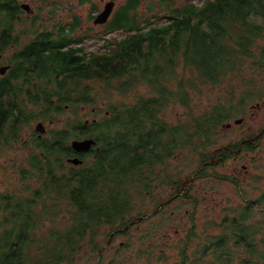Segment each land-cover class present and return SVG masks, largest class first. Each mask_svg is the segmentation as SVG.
I'll return each instance as SVG.
<instances>
[{"label": "trees", "instance_id": "1", "mask_svg": "<svg viewBox=\"0 0 264 264\" xmlns=\"http://www.w3.org/2000/svg\"><path fill=\"white\" fill-rule=\"evenodd\" d=\"M13 1L0 0V24L16 22ZM200 2L154 3L146 20L140 0H130L104 34L125 35L104 38L96 52L76 47L84 40L73 37L77 17L63 20L55 38H36L23 59L10 62L0 76V166L11 148L28 146L30 153L20 169L23 189L0 194V264H203L206 256L207 264L222 263L219 236L204 233L192 254L191 233L180 239L173 260L170 244L156 242L171 220L166 207L153 217L167 219L150 221L139 237L130 234L138 223L120 231L150 205L157 210L158 188L173 191L169 199L177 196L186 183L184 152L202 167L221 129L249 104L264 102V0ZM8 31L0 27V55L18 43ZM44 39L52 44L49 53ZM215 90L220 95L210 110L191 107L197 96ZM177 105L187 112L171 123L166 113ZM86 106L96 110L88 123L77 118L41 137L32 127L55 124L66 108ZM29 128L32 137L23 144ZM85 138L97 142L85 154L91 159L71 167V143ZM119 235L129 238L109 256Z\"/></svg>", "mask_w": 264, "mask_h": 264}, {"label": "flooded vegetation", "instance_id": "2", "mask_svg": "<svg viewBox=\"0 0 264 264\" xmlns=\"http://www.w3.org/2000/svg\"><path fill=\"white\" fill-rule=\"evenodd\" d=\"M129 1L130 0H126V2L117 9V0H14L11 5L17 12L16 22L8 25L0 24V27L10 28L7 35L17 39L18 43L12 44L8 51H6V54L0 55V66H9L10 70L11 61L15 62L16 58L17 60L23 59V53H27L26 49L30 47L35 40L39 43L40 40L36 38L42 36L55 38L57 34L56 30L59 29L57 27L65 25L63 17L60 16L63 11L67 10L65 13L66 16L71 15L70 20L74 17L79 19V30L73 34V37L75 35V40L84 38V42L90 39L91 36L85 37L86 34L82 35V38L79 36L86 31L83 19L81 18L82 14H80L83 8H85L88 16L91 15L89 16V22L94 24V26L92 25L91 27H103L107 31L112 22V16H115ZM156 2L157 1H149L148 8ZM109 3L113 4V9L108 21L106 23L97 24L95 21L96 18L105 11ZM140 3L142 6V0H140ZM44 41L45 45L46 43L48 44L47 47H44V51L45 53H49V46L52 44L49 43V39H44ZM82 45L83 43L79 42L76 44V47H81ZM69 47L74 46L71 44L65 48ZM8 52H10L9 55ZM95 112V109L92 110V114H95ZM252 138L253 136L243 138L235 143H230L215 149L212 159L205 162L196 172L197 176L195 179L201 178V176L208 178V174L216 178V169H221L222 172H219L218 180L226 184V186L235 188V191L238 193L228 192L229 195L223 196L219 201L220 220L217 222L216 228H214L217 232L212 233L213 231L207 227V235L217 234L219 236V249L222 252V263L218 264H264V188L260 190L261 186L258 188L256 185L257 181H261V178L257 172V168H255L257 163L253 153L256 154V152L253 151L259 145V140L252 143L249 141ZM248 144L252 147L251 150L244 149ZM85 154L88 153H77L75 151L74 153H70L68 160L75 157L83 160V164H72L71 167L83 166L86 163V161L84 162L85 158L91 159L90 154L89 157ZM251 154H253L252 157L247 161L249 164L253 163L251 169H249L250 166L245 164L240 167L239 164H241L242 160L247 159V156ZM244 185L245 187L246 185H250L249 191H247L245 187L243 189ZM262 186L264 187V184ZM185 187L186 186H181L177 196H174L175 198L173 197L174 199L170 204H165L166 201L170 200L169 198L165 201L161 199L160 205L164 204L161 208H167L183 196L188 195L184 193L182 196L180 193L183 189H187ZM188 191L189 188L187 189V192ZM178 195L181 197H178ZM237 196H241V198ZM203 201H205V199ZM194 211L195 209L192 208L191 212L188 214L189 218H191Z\"/></svg>", "mask_w": 264, "mask_h": 264}, {"label": "rangeland", "instance_id": "3", "mask_svg": "<svg viewBox=\"0 0 264 264\" xmlns=\"http://www.w3.org/2000/svg\"><path fill=\"white\" fill-rule=\"evenodd\" d=\"M118 6L123 5L126 0H117ZM149 1H157L155 6L161 8L163 6V0H142L143 4L140 7L139 14L143 15V18H146L148 20L150 18L151 12L148 8V2ZM192 1L196 4H201L200 0H177V5L181 6L183 3ZM67 10L63 11L60 15L63 17V20L68 21L71 18V15L66 16ZM81 18L83 19L84 26L86 27V31L79 35L81 36L86 34L85 37H90V39H87L83 42V46L86 48L87 52H96L99 51L100 47L103 44V39L108 38H122L125 34L123 32H115L110 35L104 36L105 34V28L103 27H91L94 24H91L89 22L91 15H87L85 8H83ZM113 17V16H112ZM24 18V17H23ZM26 20V19H25ZM89 30V31H87ZM10 52H8V55ZM220 95V91L215 90L209 93H205L201 95L200 97L197 96L192 103V108L197 111H203V110H210L213 106H215L216 101L218 100V97ZM82 109V110H80ZM93 108L86 106V107H75L73 109L66 108V112L64 114L59 115V121H57L55 124L52 123H44L47 130H58L61 128H66L69 122L72 124L77 118H80L83 121L86 120H92L95 116V114H92ZM187 112V108H183L179 105L171 107L167 113L166 117L167 119L173 123L178 122L179 118H183L184 115ZM105 114V113H104ZM103 114L98 115V117H102ZM237 118H243V123L240 125H237L235 123V120ZM41 122V121H39ZM39 122H35L32 124L33 129L35 130L37 124ZM228 123H231L232 126L228 129L226 127L221 129V135L219 142L213 147L212 153H214L215 149H218L220 147L226 146L230 143H235L239 140H242L243 138L248 137H254L260 131L264 128V102H261L258 104H252L248 105L246 108L245 113L242 115L232 118ZM51 127L49 128V126ZM47 133V132H46ZM32 137V132L30 128L24 133V143L28 141V139ZM253 153L256 157V163L257 166V172L261 178V181H257L256 185L260 190L264 188L262 185L264 184V137L259 142V145L254 149ZM30 153V148L28 146L24 147H14L9 150V156L5 158H1V166H0V194L5 192L6 190H13V189H23L24 183L20 179V169L23 166H27L26 158ZM248 155L247 159H243L241 164H239L240 167L242 165L250 166L249 169H251L252 164L247 163L248 160H250V157L252 155ZM182 158H187V162L184 163L182 161L183 167L180 165V169H182L183 174L181 176V179H183L184 182H186V187L189 188V191L187 192V189H183L181 195L183 196L184 193H187L188 195H185L184 198H181L177 201H175L171 206L166 208V213L171 216V220L168 222L167 226L165 227L166 232L160 231V234L156 235V242L159 244L160 242H167L169 247H174L172 250L171 248L168 249V252L172 253L174 256L173 260L178 259V250L176 249V246H178V243L180 239H182L186 234L189 235L191 233L192 235V241L189 247V252L192 254V252L196 249L197 243L199 241V238L197 236L202 235L203 233L205 236L210 237L212 235H207V227L212 230V233H216L217 230L214 229L217 226V222L220 220V213H219V206L218 203L221 200L223 196L229 195L230 193H237L235 191V188H232L230 186H226L223 182L219 181L218 174L219 172H222L221 169H216V178L212 177V175L208 174L207 177H202L195 179L192 183H190V180L193 178L194 174L201 168V166L197 163H193L192 155H188V152H184L182 154ZM181 158V159H182ZM175 161V160H172ZM189 162L191 163L189 165ZM172 165H176V162H171ZM69 164V163H68ZM87 164V162H86ZM179 168V167H178ZM255 170V169H254ZM245 185L243 186L244 189ZM245 189L249 191L250 185H246ZM170 189L165 188H158L155 192L159 200H166L171 196ZM238 194V193H237ZM231 195V194H230ZM178 197H181L178 195ZM238 198H241V196H237ZM205 199V201H203ZM199 203L198 207L194 208L195 201ZM203 201V202H202ZM212 201V202H211ZM192 208L196 211V226L193 225V222L188 217V214L191 212ZM154 206L150 205L149 208L146 209L145 214H152L154 212ZM158 213V212H157ZM156 213V214H157ZM173 213V214H172ZM155 215V214H154ZM154 215L147 218V221H144V219L141 222H138V225H135L131 231V235H135L139 237L138 232L140 230H143L147 228L150 224V221L154 222H160L162 219H167V216H165L163 213L158 215L157 217H153ZM137 224V223H136ZM194 230V231H193ZM167 235V237L164 235ZM163 235V236H162ZM160 236V238H159ZM128 235H119L115 238V240L112 243V246L110 247V255H113L114 250L118 247H122L123 244L128 240ZM203 264H207L209 260H211L210 256H206L204 259ZM84 262V261H83ZM209 264V263H208Z\"/></svg>", "mask_w": 264, "mask_h": 264}, {"label": "water", "instance_id": "4", "mask_svg": "<svg viewBox=\"0 0 264 264\" xmlns=\"http://www.w3.org/2000/svg\"><path fill=\"white\" fill-rule=\"evenodd\" d=\"M113 9V4L109 3L106 6L105 11L100 14L97 18H96V23L97 24H102V23H106L111 15ZM9 70V66H0V75H5ZM243 118H239L237 120H235V123L237 125H240L243 123ZM87 123L89 122V120L86 121ZM232 126L231 123L225 125L226 128H230ZM36 132H38L40 134V137L42 135H44L47 132V128L45 126V124L43 122H39L35 128ZM264 134V128L261 130V132L255 136L254 138H252L251 140H249L250 142L254 143L255 141H257L258 139L261 138V136ZM97 142L94 138H85V139H77V140H73L71 143V147L72 149L77 152V153H86L89 152L90 150H92L95 146H96ZM69 163H72L73 165H80L83 164V160L75 157V158H71L68 160ZM197 176V173L193 176V178L190 180V183H192L195 179V177ZM187 184V183H186ZM175 198V197H174ZM174 198H172L171 200L165 202V204L170 203ZM164 204H161L157 210H155L152 214H145L144 216L137 218L135 220H133L128 226H126L124 229H121L120 231H127L129 230V228H131V226H133L134 224L141 222L143 219L145 218H149L150 216L156 214L157 212L160 211L161 207ZM115 234H112L109 243H111V241L113 240ZM100 257H101V252H100Z\"/></svg>", "mask_w": 264, "mask_h": 264}, {"label": "bare ground", "instance_id": "5", "mask_svg": "<svg viewBox=\"0 0 264 264\" xmlns=\"http://www.w3.org/2000/svg\"><path fill=\"white\" fill-rule=\"evenodd\" d=\"M260 132H261V131H260ZM258 134H259V133H258ZM258 134H257V135H258ZM257 135H256V136H257ZM263 135H264V134H263ZM263 135H262V136H263ZM262 136H261V137H262ZM254 137H255V136H254ZM254 137H253V138H254ZM258 140H259V139H258ZM258 140H257V141H258Z\"/></svg>", "mask_w": 264, "mask_h": 264}]
</instances>
